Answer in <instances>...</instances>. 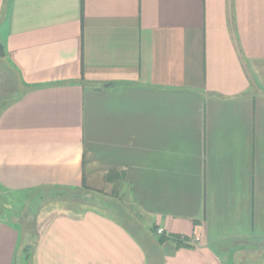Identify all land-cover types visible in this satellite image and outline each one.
<instances>
[{"label": "crops", "instance_id": "crops-1", "mask_svg": "<svg viewBox=\"0 0 264 264\" xmlns=\"http://www.w3.org/2000/svg\"><path fill=\"white\" fill-rule=\"evenodd\" d=\"M0 44V199L106 202L26 261L264 264V0H0ZM19 238L0 215V264Z\"/></svg>", "mask_w": 264, "mask_h": 264}, {"label": "rangeland", "instance_id": "rangeland-1", "mask_svg": "<svg viewBox=\"0 0 264 264\" xmlns=\"http://www.w3.org/2000/svg\"><path fill=\"white\" fill-rule=\"evenodd\" d=\"M80 196L83 197L84 195L65 190L44 189L38 192L8 195L0 199V215L12 221L13 225L20 231L15 264L34 263V261H26L25 254L22 252L26 246V240H23L25 233L32 244L29 253L33 254L32 248L38 236L37 229L42 227V224L36 223L35 219L40 220L63 214L71 210L73 206H78L80 201H91L90 197L85 196L83 199Z\"/></svg>", "mask_w": 264, "mask_h": 264}, {"label": "trees", "instance_id": "trees-1", "mask_svg": "<svg viewBox=\"0 0 264 264\" xmlns=\"http://www.w3.org/2000/svg\"><path fill=\"white\" fill-rule=\"evenodd\" d=\"M82 190H84L83 192H76V193H80V194H83L84 196H80V198L82 197L83 199L85 198V196L87 197H90L91 198V201H87L85 202V205L87 207H90V208H94V209H98V210H104L106 208V202L105 200L103 199V196H102V193L99 192V191H96V190H89L86 186H83ZM65 191H69V190H65ZM69 192H73L74 191H69ZM113 197L114 198H118L117 197V191L116 189H114V193H113ZM119 199H122V197L119 196ZM78 203V202H77ZM82 203V202H79V204ZM84 206V205H83ZM124 207H121V209H123ZM124 210V209H123ZM175 242L178 244V245H183L185 246L184 244H181L183 242V239H181V237H176L175 238Z\"/></svg>", "mask_w": 264, "mask_h": 264}, {"label": "water", "instance_id": "water-1", "mask_svg": "<svg viewBox=\"0 0 264 264\" xmlns=\"http://www.w3.org/2000/svg\"><path fill=\"white\" fill-rule=\"evenodd\" d=\"M5 55L4 48L2 44H0V57H3Z\"/></svg>", "mask_w": 264, "mask_h": 264}, {"label": "built area", "instance_id": "built-area-1", "mask_svg": "<svg viewBox=\"0 0 264 264\" xmlns=\"http://www.w3.org/2000/svg\"><path fill=\"white\" fill-rule=\"evenodd\" d=\"M157 233H158V234H162V230H161V229H158V230H157Z\"/></svg>", "mask_w": 264, "mask_h": 264}]
</instances>
